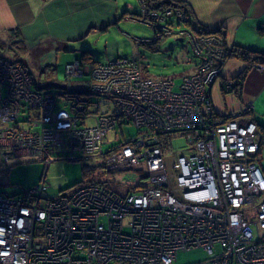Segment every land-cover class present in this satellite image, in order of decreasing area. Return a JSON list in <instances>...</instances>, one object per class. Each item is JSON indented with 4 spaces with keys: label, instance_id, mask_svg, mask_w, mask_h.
Listing matches in <instances>:
<instances>
[{
    "label": "built area",
    "instance_id": "2783aa9c",
    "mask_svg": "<svg viewBox=\"0 0 264 264\" xmlns=\"http://www.w3.org/2000/svg\"><path fill=\"white\" fill-rule=\"evenodd\" d=\"M186 18L182 9L147 11L146 4L141 15L153 39ZM179 34L198 60L179 86L144 77L140 57L124 56L74 60L64 68L65 87L39 89L25 66L0 57V164L30 158L46 170L59 159L100 158L107 172H140V182L120 190L94 183L48 198L44 173L19 195L0 192V264H175L179 251L192 248L207 251L213 264H264L257 125L240 119L248 108L212 110L207 88L227 61L221 38ZM83 75L90 81H71ZM124 122L137 135L106 140ZM177 138L186 140L178 154ZM0 185H8L4 174Z\"/></svg>",
    "mask_w": 264,
    "mask_h": 264
},
{
    "label": "crops",
    "instance_id": "0c3cea01",
    "mask_svg": "<svg viewBox=\"0 0 264 264\" xmlns=\"http://www.w3.org/2000/svg\"><path fill=\"white\" fill-rule=\"evenodd\" d=\"M135 1L0 0V47L18 43L20 49L26 50L33 58H36L34 53L46 51L74 52L76 55L87 51L89 58L95 60L98 53L95 46L103 35H107L106 43L115 40L110 32L111 26L119 30L120 36L131 39V35L119 27L121 21L125 20L126 24L132 21L138 27L142 24L148 26L140 20L143 6L161 0ZM167 1L178 4L180 7L176 8L186 12L187 18L182 24L196 35L215 34L223 37L221 40L226 53L241 49L264 55V0ZM105 48L107 52L116 46L107 48L105 45ZM118 55L119 52L108 58L109 61ZM245 67L246 63L241 59H227L219 77L207 88V95L217 116L238 114L248 108L240 119L254 122L259 140L263 136L260 167L264 173V66L250 67L241 84L234 87L239 82L237 76ZM26 68L29 72L30 68ZM31 77L33 80V75ZM55 80L47 86L62 88V85L58 87L54 84ZM230 81L233 83L231 87L226 85ZM237 88H240L238 96Z\"/></svg>",
    "mask_w": 264,
    "mask_h": 264
},
{
    "label": "rangeland",
    "instance_id": "374dc122",
    "mask_svg": "<svg viewBox=\"0 0 264 264\" xmlns=\"http://www.w3.org/2000/svg\"><path fill=\"white\" fill-rule=\"evenodd\" d=\"M135 3H137V0ZM124 21H121L119 27L124 29L126 34H130L131 39H128L127 36H120L118 34L119 30L116 29V33L115 26H111L110 32L114 35L115 40L106 43L107 35L104 34L98 45L95 46L98 53L95 55L94 61L106 63L109 61L108 58L115 56L117 52H119L118 57L139 56L144 77L150 79L172 78L176 86L180 85L183 74L188 73L190 70L194 71L195 63L198 60L192 53L187 36L184 37L179 34L183 30L190 31L191 29H188L187 26H183V24L170 26L169 29L174 31L173 34L162 36L155 46H152V44L148 46L144 43L137 44V40L151 38L153 30L143 24L138 27V24L132 21L131 23L127 22V24ZM134 37L137 39L133 40ZM178 38H184V40L179 41ZM92 41H94L93 38ZM105 45L107 48L111 46H116V48L113 50L108 49L109 51L106 52ZM19 46V44L13 43L6 44L3 48L0 47V57L11 62H19L23 66L30 68L29 73L34 77L33 87L39 89L50 88L47 85L53 83L54 79H56L54 83L56 86L62 85V87H65L64 68L66 64L74 60H80L79 58L81 57L80 54L76 55L74 52L46 51L40 54L34 53L36 58H33L26 50L20 49ZM111 59L113 60V58ZM87 63L90 65L89 62ZM90 79V75H83L81 77L75 76L71 81L77 84L89 82ZM175 90H177L176 87ZM3 94H5V89H3ZM105 107V110H107L106 105ZM138 132L139 129L132 123L124 122L122 127L109 131L106 140L111 141L115 138V135H119L120 140L125 141L135 137ZM172 147L173 152L178 154L186 148V140L177 138L173 142ZM108 148H111L110 143L104 144V149ZM96 159L100 158L79 161L59 159L53 161L46 170L43 162L30 158L11 161L9 165L0 164V174L6 175L8 180V185H0V192L9 193L12 196L19 195V193L39 184L44 173H46V181L50 183V187L45 193L48 198H54L60 194H69L78 185L101 183L109 184L108 188L110 189L120 190L124 183L140 182L138 177L140 172L136 170L107 172L103 166H99V160ZM124 231L129 232L128 226L124 227ZM218 252L219 248L215 246L214 254ZM82 255L85 256L84 253ZM175 264H213V260L204 249L192 248L179 251Z\"/></svg>",
    "mask_w": 264,
    "mask_h": 264
},
{
    "label": "trees",
    "instance_id": "16d2710c",
    "mask_svg": "<svg viewBox=\"0 0 264 264\" xmlns=\"http://www.w3.org/2000/svg\"><path fill=\"white\" fill-rule=\"evenodd\" d=\"M170 6L180 7V6H178V4L175 5V3L171 2V1H167V0H161V1L156 2L154 4H150V3L146 4L147 11H158L161 8L170 7ZM218 35L220 36V34H218ZM221 38H223V37H221ZM16 44H18V43H16ZM155 45H156V43L153 46H155ZM148 46H150V45H148ZM19 48H20V46H19ZM150 48H152V47H150ZM228 52H227V59H230V58H236L239 60L241 59L243 62L246 63V67L237 76V80L239 82L237 84H235L234 87H238L241 84L245 73L247 72V70L250 67L258 66V65L264 66V55H262V54L250 52L248 50H241V49L231 50L229 53ZM88 55H89V52H87V51L82 52L81 57L79 58L80 61L89 62L91 65H95L98 63V62L94 61L93 59L89 58ZM229 83H231V86L233 85V83L231 81ZM226 85H228V83ZM239 90H240V88H237V92H236L237 96L240 95ZM262 139H263V136L261 135V137H260V149H261V145H262ZM259 154H260V152H259Z\"/></svg>",
    "mask_w": 264,
    "mask_h": 264
},
{
    "label": "clouds",
    "instance_id": "9594fccd",
    "mask_svg": "<svg viewBox=\"0 0 264 264\" xmlns=\"http://www.w3.org/2000/svg\"><path fill=\"white\" fill-rule=\"evenodd\" d=\"M140 20H141V17H140ZM142 21V20H141ZM144 23V22H143ZM147 25V24H146ZM181 25V24H180ZM152 29V28H151ZM153 30V29H152ZM153 34H154V32H153ZM162 36H164V35H160L159 36V38H155L154 39V42H152L151 41V38H153V36L151 37V38H149V39H146V40H150V43H144V44H147V45H149V44H152V46L156 43H158L159 41H160V39L162 38ZM180 36H184V35H180ZM185 37V36H184ZM135 39H137V38H135ZM139 44H141V43H139ZM127 57V56H126ZM139 57V56H138ZM141 59V58H140ZM193 72V71H192ZM184 75V74H183ZM211 86V85H210ZM51 88V87H50Z\"/></svg>",
    "mask_w": 264,
    "mask_h": 264
},
{
    "label": "water",
    "instance_id": "95a60500",
    "mask_svg": "<svg viewBox=\"0 0 264 264\" xmlns=\"http://www.w3.org/2000/svg\"><path fill=\"white\" fill-rule=\"evenodd\" d=\"M178 40H179V41H183V40H184V38H178ZM151 41H152V42H154V39H153V38H151ZM56 88H57V87H56Z\"/></svg>",
    "mask_w": 264,
    "mask_h": 264
}]
</instances>
